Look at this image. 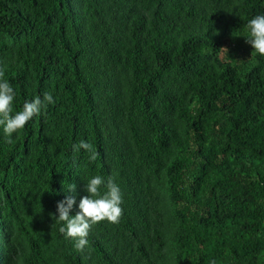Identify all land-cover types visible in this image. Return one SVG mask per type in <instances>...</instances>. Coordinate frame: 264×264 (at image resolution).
Segmentation results:
<instances>
[{"label":"trees","instance_id":"obj_1","mask_svg":"<svg viewBox=\"0 0 264 264\" xmlns=\"http://www.w3.org/2000/svg\"><path fill=\"white\" fill-rule=\"evenodd\" d=\"M257 15L264 0H0L13 113L55 100L11 144L0 126V264H264ZM97 175L123 215L77 252L57 203L75 216Z\"/></svg>","mask_w":264,"mask_h":264},{"label":"clouds","instance_id":"obj_2","mask_svg":"<svg viewBox=\"0 0 264 264\" xmlns=\"http://www.w3.org/2000/svg\"><path fill=\"white\" fill-rule=\"evenodd\" d=\"M246 28L249 31L246 42L252 46L254 53L264 56V15L250 19ZM4 75V71L0 69V126L3 127L6 142L11 144L13 134L22 131L33 117L40 116L42 110L54 104L55 100L51 93L46 92L43 98L37 96L31 101H26L22 110L13 113L16 92L11 84L3 79ZM81 149L89 154L90 161L94 162L99 155L93 145L84 140L73 145L74 152L79 153ZM102 186L107 189L103 194L100 191ZM68 191L74 192L75 185L71 184ZM85 191L88 195L81 198L79 212L75 216L70 215L75 198L69 195L57 203L59 215L55 217L58 223L63 224L59 229L60 233L64 234L65 239L75 241L74 247L77 252H83L88 245L87 237L94 225L102 221L118 224L123 215L122 193L112 177L107 180L99 175L91 178L86 183Z\"/></svg>","mask_w":264,"mask_h":264}]
</instances>
